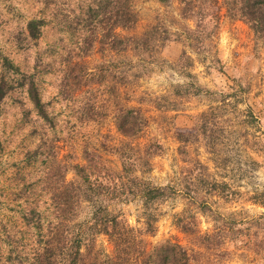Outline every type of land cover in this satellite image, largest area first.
<instances>
[{
    "label": "rangeland",
    "instance_id": "rangeland-1",
    "mask_svg": "<svg viewBox=\"0 0 264 264\" xmlns=\"http://www.w3.org/2000/svg\"><path fill=\"white\" fill-rule=\"evenodd\" d=\"M217 1V35L208 52L197 56L185 39L176 40L175 34L181 33L182 25L192 26L180 19L176 0L167 6L157 0H130L136 23L127 31L115 29L114 34L140 37L158 22L170 32L155 61L141 65L129 50H101L97 36L91 43L85 42L89 35L82 19L94 0H0V58L6 57L20 72L34 75L40 99L55 124L50 129L37 118L23 88L14 87L0 102L3 256L11 246L7 242L23 246L31 242L32 230L23 223V210L35 206L52 220L50 197L40 182L44 165L39 159L27 161L26 154L43 139L53 147L56 160L69 168L65 174L68 182L78 180L70 166H84L87 150L116 178L115 174L121 171L116 150L126 141L114 123L119 103L127 109L140 108L146 120V126L138 138L131 140V145L142 147L157 142L162 147L161 153L149 159L148 173H134L151 186L169 191L154 207L155 232L143 237L148 248L166 240L186 248L192 246V236L175 226L177 218H193L199 235L212 234L214 222L200 209L204 202L213 213L248 228L246 232L251 237H246L245 243L251 245L247 249L227 240L219 250L213 249V245L207 250L194 246V250L203 253L202 263L264 264L263 256L251 249L252 244L261 243L264 248V224L260 225L262 231L255 226L256 221L262 223L264 218V34H254L244 22L227 18L222 0ZM32 19L44 22L36 41L30 40L26 32V24ZM182 52L189 58L185 68L177 62ZM121 61L122 67L129 69L127 76L141 72L144 75L135 83L129 77V83L119 89L113 76ZM73 68L75 74H82L78 84L70 79ZM190 84L199 90L193 93L195 89ZM232 95L241 101L217 112V137L213 146L208 145L211 141L207 143L196 134L193 118L219 105L221 97L233 102ZM179 133L190 136L184 145L177 141ZM181 147L185 149L184 155L179 153ZM195 162L201 164L202 170L194 168ZM46 163L49 165L50 160ZM196 176L209 183L225 184L229 198L223 199L212 190L191 195L185 184ZM104 205L131 227L142 229L141 198L129 196L126 202ZM90 212L91 203L83 202L76 219L88 220ZM256 232L258 239L253 235ZM96 246L111 254L104 236L96 238Z\"/></svg>",
    "mask_w": 264,
    "mask_h": 264
},
{
    "label": "trees",
    "instance_id": "trees-1",
    "mask_svg": "<svg viewBox=\"0 0 264 264\" xmlns=\"http://www.w3.org/2000/svg\"><path fill=\"white\" fill-rule=\"evenodd\" d=\"M157 1L167 6L171 0ZM176 1L180 19L192 24L191 27L182 25L181 33L175 34L176 40L185 39L188 47L197 56L208 52L219 29L218 1ZM222 8L230 20H240L254 34H264V0H222ZM82 20L89 35L84 39L86 43H91L97 36L101 50L104 47L116 53L129 50L141 65L155 61L161 43L167 41L170 34L169 30L159 22L140 37L114 34L115 29L127 31L136 23V14L132 10L130 0H94V5L87 7ZM43 23L41 19L27 22L26 32L30 40L36 41L40 38ZM188 60L189 58L182 52L177 62H181L182 67L185 68L184 63ZM120 64L117 74L113 76L119 89L129 83V77L132 78V83H135L141 75H144L141 72L127 76L129 69L122 67L123 61ZM0 68V102L14 87L23 88L37 118L48 128L54 129L53 118L47 113L40 99L34 75L20 72L6 57L0 58ZM70 72L73 73L70 78L72 83L78 84L82 74H75L76 68L70 69ZM190 86L194 87L193 84ZM66 88L69 90L68 86ZM194 89L193 93L199 90L198 87ZM224 97H221L219 105L193 118L196 134L201 135L207 143L211 141L212 144H208L211 146L217 137L216 129L219 128L216 122L217 112L241 101L235 95L230 96L234 98L233 102ZM114 123L119 134L126 139L116 150L121 161V171L115 174L116 178L96 160L97 156L94 153L87 150L84 151L83 156L84 166L78 164L70 166V170L78 180L68 182L65 181V174L69 168L56 160L53 147L46 141L41 139L40 144L26 154L27 161L39 159V163L44 165L40 182L50 197L52 220L35 206L23 210L21 218L24 225L32 230L31 242L26 246L16 245L13 241L7 242L9 243L7 245L11 246L6 256L0 253V264H203L201 260L203 253L194 250V246L207 250L213 245V249L219 250L228 240L236 244L240 243L239 245L243 244L250 249L251 244L245 243L246 237H251L246 232L248 228H242L240 226L242 224H237L234 219H225L213 213L204 202L200 203V209L214 222L212 234L199 235L198 224L193 218L190 221L177 218L175 226L182 233L192 236V246L186 248L166 240L148 248L143 237L151 236L155 232L157 217L154 207L167 197L169 191L151 186L134 176V173L137 171L148 173L151 169L149 159L161 153L162 147L157 142H148L142 147L131 145V140L138 138L146 126L140 108L127 109L118 103ZM189 137L179 133L177 141L184 145ZM179 153L185 154L184 147L179 148ZM48 160H50L49 165L46 163ZM195 163L194 168L197 171L202 170L201 164ZM208 183L202 176H196L185 184V188L191 195L204 190L210 193L212 190L217 191L223 199L229 198V192L224 190L227 188L225 184L214 181L209 185ZM129 196L139 197L142 200V229L131 227L121 215L110 213L104 205L113 201L126 202ZM83 202L91 203L90 218L78 221L76 216ZM261 219L262 223L259 221L255 223L259 230L264 224V218ZM258 233L253 234L255 239H258ZM98 236L107 239L111 247L110 255L97 248ZM260 245L252 244L251 249L257 256H263L261 258L264 261V248Z\"/></svg>",
    "mask_w": 264,
    "mask_h": 264
}]
</instances>
